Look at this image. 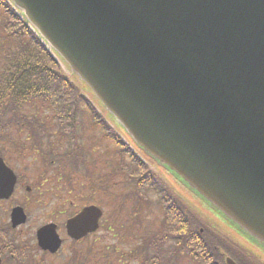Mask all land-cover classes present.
I'll list each match as a JSON object with an SVG mask.
<instances>
[{
  "label": "water",
  "instance_id": "water-1",
  "mask_svg": "<svg viewBox=\"0 0 264 264\" xmlns=\"http://www.w3.org/2000/svg\"><path fill=\"white\" fill-rule=\"evenodd\" d=\"M11 1L140 149L264 248V0ZM39 238L61 245L56 226Z\"/></svg>",
  "mask_w": 264,
  "mask_h": 264
},
{
  "label": "trees",
  "instance_id": "trees-1",
  "mask_svg": "<svg viewBox=\"0 0 264 264\" xmlns=\"http://www.w3.org/2000/svg\"><path fill=\"white\" fill-rule=\"evenodd\" d=\"M0 9L7 16V40L13 43L3 56L4 64L0 71V122L8 127L6 120L12 118L13 125L18 126L21 132L30 133L29 138L38 146L47 137L46 129L40 120L31 118L25 110L34 103H41V108L47 112L51 110L59 120L63 140L79 148L80 117L88 114L98 122L106 136L116 142L120 153L131 159L133 169L126 175L135 185L136 193L140 195L144 189L154 191L161 200L165 221L160 231L150 237L148 245L170 247L171 244L173 253H181L203 264H226V256L238 264H241L239 261L259 264L241 244L223 234L214 221L192 212L169 185L148 169L137 153L112 129L104 115L99 110L97 112L80 87L84 86L83 83L77 85L62 72L59 63L6 0H0ZM64 157L70 160L73 155L68 153ZM227 224L251 240L229 221Z\"/></svg>",
  "mask_w": 264,
  "mask_h": 264
},
{
  "label": "rangeland",
  "instance_id": "rangeland-1",
  "mask_svg": "<svg viewBox=\"0 0 264 264\" xmlns=\"http://www.w3.org/2000/svg\"><path fill=\"white\" fill-rule=\"evenodd\" d=\"M6 24L7 16L0 10V71L4 64L3 56L6 50L13 46L12 41H8L6 37ZM61 64L59 66L62 72L69 76L74 83L80 85V82L74 77L75 75L71 73L69 68L65 64ZM84 94L86 96L89 95L85 91ZM90 97L88 98L93 101L97 110L104 115L112 129L124 143H128L139 156L145 158L146 156L133 145L124 133L119 131L103 109ZM41 107H43V104L34 103V105L25 110V113L31 118L39 119L44 124L48 137L44 138L43 143H40L38 146L34 145L32 147L31 144L28 148L54 152L57 157L56 166L67 165L60 156L69 152L72 148L66 143L59 141V134L61 132L55 125L56 121L54 120L53 112L49 109L50 112H47ZM80 119V133L82 135L80 141L82 152H80V155L84 158V164L86 165L83 166L82 160L78 161V164H82V166L72 162L65 171V178L62 182H60V176H56L54 181L58 188H55V196L62 198L56 202L59 203L56 207H63L64 204L62 203L65 199L72 200V198L81 199L79 206H85L84 204H88L89 202H97L98 207L104 211V218L101 221L102 227L96 236L100 241L98 247L95 248V253L97 254L98 250V257H101L99 264H111V262L113 264H141L144 261L142 253L144 252L143 248L147 247L146 242L148 237L160 231L165 221L161 201L150 190L146 191L144 189L140 195L136 193L135 185L127 179L128 177L126 175L128 171L133 169L132 161L120 153L115 142L105 136L99 126L97 128L91 125L92 120L88 114L82 115ZM145 164L150 171L154 172L169 185L177 196L183 199L192 212H195L198 216L204 215L208 217L209 221H214L223 234L230 236L237 243L241 244L243 249L250 253L251 256H253L251 253L253 252L264 261V253L260 249L238 236L227 224L224 222L223 224L218 217L212 212L211 214L208 209L194 199L183 187L172 185L168 181V177L160 169L154 167L155 165L153 166L149 162ZM76 165L79 168H75ZM47 176L48 173L39 174L40 179H44ZM66 206L69 205L67 204ZM94 240H87L84 243L88 250L91 249V246H94L92 243ZM68 245L67 243L66 246ZM132 253L136 255L132 256ZM219 253L221 252L219 251ZM146 254L148 255L147 252ZM56 261H61V259H57ZM259 261L261 262V260ZM239 262L244 264L242 261ZM260 262L259 264H261ZM171 264L200 263L193 261L188 256L182 255L173 258Z\"/></svg>",
  "mask_w": 264,
  "mask_h": 264
},
{
  "label": "flooded vegetation",
  "instance_id": "flooded-vegetation-1",
  "mask_svg": "<svg viewBox=\"0 0 264 264\" xmlns=\"http://www.w3.org/2000/svg\"><path fill=\"white\" fill-rule=\"evenodd\" d=\"M7 125L0 122V160L5 165L1 180L6 187L15 179V185L8 198L0 197V264H91L84 243L92 235L75 241L67 234V221L84 207L79 206L81 199H65L64 206L57 208L62 198L55 196L54 157L44 150L22 148L19 127ZM40 173L48 176L40 179ZM49 224H56L62 239L56 253L39 245L38 232Z\"/></svg>",
  "mask_w": 264,
  "mask_h": 264
}]
</instances>
